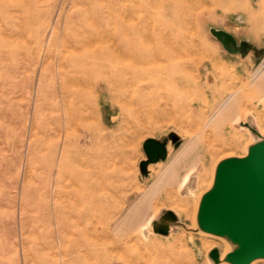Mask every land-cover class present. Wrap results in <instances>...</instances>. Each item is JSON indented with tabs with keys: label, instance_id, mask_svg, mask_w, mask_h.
Listing matches in <instances>:
<instances>
[{
	"label": "rangeland",
	"instance_id": "obj_1",
	"mask_svg": "<svg viewBox=\"0 0 264 264\" xmlns=\"http://www.w3.org/2000/svg\"><path fill=\"white\" fill-rule=\"evenodd\" d=\"M136 1L0 0V264H212V246L223 252L186 230L194 204L177 190L195 169L192 188L204 193L220 159L243 155L250 131L241 123L264 131L263 0H204L171 20L186 45L163 82L132 103L103 82L79 88L84 44L105 37V19L140 13ZM211 28L248 43L254 56L240 69L250 71L235 70L240 59ZM147 139L167 140V158L142 174ZM199 176L207 185L198 193ZM168 210L179 225L155 234L146 224Z\"/></svg>",
	"mask_w": 264,
	"mask_h": 264
},
{
	"label": "bare ground",
	"instance_id": "obj_2",
	"mask_svg": "<svg viewBox=\"0 0 264 264\" xmlns=\"http://www.w3.org/2000/svg\"><path fill=\"white\" fill-rule=\"evenodd\" d=\"M148 1L150 6L149 5L147 6L146 8L147 10L143 9L142 0H138L134 2V4L139 5L138 7L140 13H136L135 7H132L131 9L127 10L123 18L119 19L118 21L116 19H109V20L105 19L101 25L102 28L101 31L104 33L105 37L101 39V41L99 42L97 41L96 43L95 42L93 43L89 41L88 44L86 45L84 44L85 48L83 47V49L89 48L90 50L85 51L86 54L84 53V56L81 55L77 60L79 66L82 67V70L78 73V77H77L78 79L77 85L79 86V88L85 87V85L88 82H91L93 80L94 82L89 88L90 90L93 91L95 87L98 86L99 82H103L104 84L107 85L109 90H117L119 92H122L124 96L128 98L129 102L132 103V100L135 98V96L139 95L140 93L146 92L147 89L157 88L163 82V75L168 72L171 66L173 67V63L175 59L179 57L182 47L186 45V40L184 36H180L178 33L175 32V30L173 29V25L170 23L171 20H181L182 18L187 17V14L189 12L193 13V11L197 6L203 5L205 3L204 0H148ZM126 4L127 3H125V5ZM260 6L261 8L264 9V0L261 2ZM108 8L110 7L108 6ZM152 8L162 9L163 14L158 15L156 12L152 10ZM112 25L114 30L111 32V34L108 35L110 30L112 29L111 28ZM96 28H98V26ZM262 70H263L262 75H264V67ZM126 103L127 102H125L124 104ZM192 108H193V104H190V110H192ZM90 120L92 121V119ZM88 121L85 120V122ZM234 121L238 122L239 118L235 119ZM249 134H250V139L248 143H246V146L243 148L244 151L241 157L247 156L249 147L253 144V137L250 132ZM260 134L264 135V131H260ZM231 157L234 156L233 155L231 156L229 155L228 157L226 156V158H231ZM237 157L240 156L237 155ZM215 172H216V167L214 165L212 170L211 180H209L210 183L208 184L207 187V191H209L213 187ZM194 173H195V169H192L184 176V178L179 184V188L177 190L178 194H180L182 190L188 187ZM174 176H175L174 174H171V176H169L167 179V183L169 182L173 183L175 181ZM204 182L206 181L204 180L203 176H199V179L197 178L196 189L198 190V193L200 192L201 185ZM93 186L95 187V185ZM188 192L189 195L187 198H190L192 200L191 204L192 203L194 204V206L192 205V208L194 207V212H192L194 213V216L191 217V219L193 218V220L190 219L193 223L192 226L189 227L187 230L190 234H192L197 231V211H198L200 199L206 191L204 193L202 192L203 194L199 193L198 196L196 195L197 193L195 191L189 190ZM175 207L179 208L182 212L188 213L187 202H183L175 198ZM158 211L159 209L156 210V213H158ZM94 221H96V219ZM151 221H149V223L146 225L149 226L151 224ZM141 230H145V229L143 228ZM141 230L139 231V235L143 233L141 232ZM200 234L204 236L203 237L204 239L201 240L203 247H211L210 244L211 242L207 240L209 238L210 239L213 238L220 242V244L223 246L224 249L220 257V261L222 263L224 262V259L227 256V254H229L230 252L234 251L237 248V246L233 245L227 237H218L206 233L205 234L200 233ZM131 241L133 243V240ZM216 244H214V246H212L210 250L219 247ZM83 245L87 246L86 243ZM77 250L79 249L77 248ZM121 254L122 253H120V255ZM163 254L166 255V252L164 250H163ZM146 261L149 262V260L147 259ZM257 261L264 264V259H260ZM257 261L253 262L252 264L256 263Z\"/></svg>",
	"mask_w": 264,
	"mask_h": 264
},
{
	"label": "water",
	"instance_id": "obj_3",
	"mask_svg": "<svg viewBox=\"0 0 264 264\" xmlns=\"http://www.w3.org/2000/svg\"><path fill=\"white\" fill-rule=\"evenodd\" d=\"M210 33L230 54L244 52L248 45L224 30L211 28ZM241 125L253 137L247 156L225 158L217 164L213 187L202 195L197 211L195 233L227 237L237 246L223 263L221 250L218 247L210 250L208 257L212 264H252L264 259V135L250 123ZM143 150L147 160L141 162L140 171L146 174L150 164L167 158V140L147 139ZM194 182L192 177L181 192L189 195V190L195 191ZM178 225V217L168 210L149 226L155 234L167 236L171 228Z\"/></svg>",
	"mask_w": 264,
	"mask_h": 264
},
{
	"label": "crops",
	"instance_id": "obj_4",
	"mask_svg": "<svg viewBox=\"0 0 264 264\" xmlns=\"http://www.w3.org/2000/svg\"><path fill=\"white\" fill-rule=\"evenodd\" d=\"M248 44V43H247ZM258 49V48H257ZM253 50H249V52L245 53V52H239L237 54H231L232 57H236L237 59H240V63L238 64H235V70L240 73V71H242L244 74L247 73V71L251 70V67L248 68V67H245V69H240L241 66L244 65V62L246 61V59L249 58V60H251L252 56H254V54L252 53ZM246 66V65H245ZM250 66H253V64H250ZM244 74H241V75H244ZM262 77H264V75H262ZM261 77V78H262Z\"/></svg>",
	"mask_w": 264,
	"mask_h": 264
}]
</instances>
